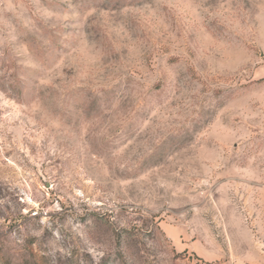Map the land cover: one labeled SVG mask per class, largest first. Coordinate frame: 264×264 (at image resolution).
Segmentation results:
<instances>
[{
  "label": "rangeland",
  "instance_id": "374dc122",
  "mask_svg": "<svg viewBox=\"0 0 264 264\" xmlns=\"http://www.w3.org/2000/svg\"><path fill=\"white\" fill-rule=\"evenodd\" d=\"M258 251L264 0H0V264Z\"/></svg>",
  "mask_w": 264,
  "mask_h": 264
},
{
  "label": "crops",
  "instance_id": "0c3cea01",
  "mask_svg": "<svg viewBox=\"0 0 264 264\" xmlns=\"http://www.w3.org/2000/svg\"><path fill=\"white\" fill-rule=\"evenodd\" d=\"M211 256V255H210ZM244 264H264V252L253 253Z\"/></svg>",
  "mask_w": 264,
  "mask_h": 264
}]
</instances>
